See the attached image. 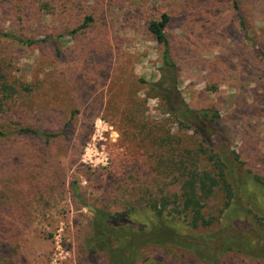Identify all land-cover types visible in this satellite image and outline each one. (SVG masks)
Instances as JSON below:
<instances>
[{
	"label": "rangeland",
	"instance_id": "obj_1",
	"mask_svg": "<svg viewBox=\"0 0 264 264\" xmlns=\"http://www.w3.org/2000/svg\"><path fill=\"white\" fill-rule=\"evenodd\" d=\"M33 1L35 9L24 5L29 12L19 16L17 0H0V33L37 41L0 38V75L30 91L7 101L0 115H27L23 125L57 137L45 144L12 134L0 142V175L9 177L7 187L0 181V264H51L54 255L62 264H107L102 251L87 248L94 211H147L156 196L182 194L174 163L210 167L196 156L199 137L148 98L147 84L160 78L162 48L147 24L162 13L171 17L166 36L177 91L191 109H214L226 147L264 178V66L250 44L264 53V0H239L247 33L230 0ZM85 16L92 23L70 33ZM222 204L216 190L203 214L216 216ZM144 252L159 264H178L174 250Z\"/></svg>",
	"mask_w": 264,
	"mask_h": 264
},
{
	"label": "trees",
	"instance_id": "obj_2",
	"mask_svg": "<svg viewBox=\"0 0 264 264\" xmlns=\"http://www.w3.org/2000/svg\"><path fill=\"white\" fill-rule=\"evenodd\" d=\"M17 1L19 16L28 13L35 5L33 0ZM230 1L240 29L247 33V18L239 0ZM24 5L30 8L25 9ZM170 21V15L162 13L147 24L149 35L162 48L160 78L156 83L147 84L148 98L160 100L177 124L199 137V154L196 156L205 157L210 167L199 168L197 162L188 166L173 162L179 166L182 194L156 196L147 201V211L133 209L116 216L94 211L95 221L91 222V228L95 232L90 239L93 243L87 248L91 252L102 251L107 264H159L144 255L150 247L163 249L166 254L174 250L178 264H186L187 257L202 264H226L228 256L240 257L243 262H264V215L261 214L264 209V178L244 169L240 156L226 147L227 135L222 130L219 114L214 109H191L177 91L178 69L166 36ZM90 23L92 17L85 16L81 25L70 33L83 30ZM0 38L26 46L37 43L8 33H0ZM250 44L256 59L264 66V53L255 41L251 40ZM21 91L30 92L22 83H9L7 77L0 75V113L7 106V101ZM73 114L65 123V129ZM0 116L9 118L0 120V142H11L12 134L26 138L43 137L45 144L57 137L23 125L27 115ZM7 156L14 158L12 147H9ZM3 178L7 181L9 177L0 175L2 185L7 187L8 182ZM216 190L223 194L222 208L214 217L205 216L203 209ZM171 205L181 209H171ZM237 217H241L239 223L232 219Z\"/></svg>",
	"mask_w": 264,
	"mask_h": 264
},
{
	"label": "built area",
	"instance_id": "obj_3",
	"mask_svg": "<svg viewBox=\"0 0 264 264\" xmlns=\"http://www.w3.org/2000/svg\"><path fill=\"white\" fill-rule=\"evenodd\" d=\"M55 245H56V250L58 252H60L61 251V248L59 246V243L56 242ZM50 262H51V264H62L61 261H59V260L56 259L55 255H54V258L50 260Z\"/></svg>",
	"mask_w": 264,
	"mask_h": 264
}]
</instances>
